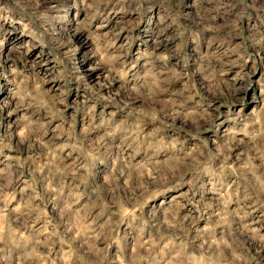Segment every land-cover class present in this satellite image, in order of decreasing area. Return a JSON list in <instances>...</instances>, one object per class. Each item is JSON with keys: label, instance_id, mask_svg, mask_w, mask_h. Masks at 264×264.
Instances as JSON below:
<instances>
[{"label": "rangeland", "instance_id": "rangeland-1", "mask_svg": "<svg viewBox=\"0 0 264 264\" xmlns=\"http://www.w3.org/2000/svg\"><path fill=\"white\" fill-rule=\"evenodd\" d=\"M50 6L68 26L44 43L22 34L16 12L0 19V105L14 87L13 47L52 97L23 143V113L0 111V264H264V0ZM93 34L112 36L122 60L97 67ZM189 88L199 95L188 107L203 99L213 120L200 121L199 141L165 115ZM161 121L183 129L185 147L207 142L182 176L159 148L133 143L171 138Z\"/></svg>", "mask_w": 264, "mask_h": 264}, {"label": "clouds", "instance_id": "clouds-1", "mask_svg": "<svg viewBox=\"0 0 264 264\" xmlns=\"http://www.w3.org/2000/svg\"><path fill=\"white\" fill-rule=\"evenodd\" d=\"M87 3V0H85ZM91 7V6H90ZM51 6L50 0H10V2L0 4V19L11 20V13L16 12L21 22L22 34L30 35L33 38L39 40L41 43L45 42V37L52 35L59 37L64 29L68 26L67 20L58 19L55 16L50 15ZM7 13V15H4ZM66 35V33H65ZM117 36L119 34H116ZM3 42L0 41V44ZM92 44L95 48V55L99 56V64L97 67L108 65L113 62L119 63L122 60L121 49L117 48L115 39L107 34L99 35L93 34ZM12 52L16 53L15 60L11 72L13 74V80L11 83L14 87L11 90V99L6 100L4 105H0V111L5 106H11L9 115L23 113L18 116L16 121L19 127V135L21 142L26 136H28L37 125V117L39 116L40 109L49 107V100L52 99L49 92H47L43 85L46 82L40 78L37 71V65L33 63L29 67V61L25 58L26 53H22L19 47H13ZM10 60L13 59L9 54ZM160 59V57H157ZM167 59V57H163ZM16 61H20L24 64V68L21 69L16 66ZM56 62L60 67V72L56 78H61L67 71V65L64 59L60 56L56 57ZM155 83V81H154ZM158 87V85H157ZM187 95L183 97L184 103L168 102L166 106L168 111L166 116L171 117L173 121L175 119L182 118L186 128H189L188 137H191L194 141H199V125L200 121L212 123V116L204 107V101L198 106L188 107L190 103L194 101L195 96L199 95V92L194 88L186 90ZM149 99H152V95L149 94ZM210 104V102H209ZM176 109H179L177 111ZM161 111H164L162 108ZM143 115V113H141ZM150 119L155 122L160 120L158 114L153 113ZM139 127V125H138ZM164 129H173V136L168 138L164 135H152L149 134L147 138L143 137L142 133L135 135L133 143L140 145L142 140L143 146L149 151L155 152L159 148L166 156H170V163L172 167L168 169L170 175L175 178L182 176L181 169L187 168L191 170V164L201 161L208 152L207 142L203 143V147H185L188 143L186 139L178 137L177 133L183 131V129H175L173 125L167 124L165 121H161V128L159 132H163ZM254 138V137H253ZM0 144H3V140L0 139ZM224 145L217 144V153H222ZM123 159V157H121ZM127 164V161H124ZM203 168V164H200ZM3 170L0 169V172ZM155 172L156 169H153ZM146 174V173H142ZM255 175V173H253ZM166 179V178H165ZM257 179H259L257 177ZM262 190H264V181H261Z\"/></svg>", "mask_w": 264, "mask_h": 264}]
</instances>
